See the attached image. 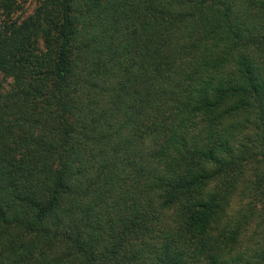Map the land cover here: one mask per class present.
Instances as JSON below:
<instances>
[{
  "label": "trees",
  "instance_id": "1",
  "mask_svg": "<svg viewBox=\"0 0 264 264\" xmlns=\"http://www.w3.org/2000/svg\"><path fill=\"white\" fill-rule=\"evenodd\" d=\"M35 1L0 0V264H264V0Z\"/></svg>",
  "mask_w": 264,
  "mask_h": 264
},
{
  "label": "rangeland",
  "instance_id": "2",
  "mask_svg": "<svg viewBox=\"0 0 264 264\" xmlns=\"http://www.w3.org/2000/svg\"><path fill=\"white\" fill-rule=\"evenodd\" d=\"M36 6L35 0H17V7L15 11L12 13V17L16 19H22L26 17L28 14L32 12L34 7ZM0 80H3L2 76L0 75ZM9 81L8 79H5ZM255 208L259 211V227L264 230V208H261L259 204L255 205Z\"/></svg>",
  "mask_w": 264,
  "mask_h": 264
}]
</instances>
